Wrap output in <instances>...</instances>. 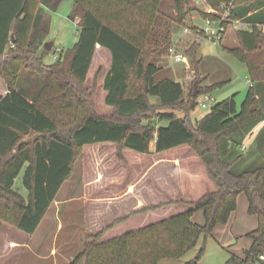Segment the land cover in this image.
<instances>
[{
    "label": "trees",
    "instance_id": "trees-1",
    "mask_svg": "<svg viewBox=\"0 0 264 264\" xmlns=\"http://www.w3.org/2000/svg\"><path fill=\"white\" fill-rule=\"evenodd\" d=\"M63 1L0 0V78L7 88L0 97V217L26 234H35L86 146L113 143L119 155L126 149L150 154L191 146L217 190L195 202H183L189 205L183 213L90 244L84 252L88 264L180 260L202 235L213 236L218 225L230 221L241 194L247 197L248 212L257 218L258 227L247 235L250 248L242 256L232 254L227 264H264L260 259L264 256V164L250 159L252 153L263 154L264 127L252 151L242 149L247 134L264 121V62L259 61L264 53L260 51L264 0H232V19L250 25L237 31L239 48L225 49L248 68L252 85L246 99L240 107L235 97L215 104L196 127L189 117L197 102H184L183 85L165 74L160 60L152 56L170 45L171 30L165 41L155 34L162 0H74L72 18L80 20L79 41L46 63L51 54L45 48L51 30L46 9L56 11ZM191 1L173 0L181 24ZM207 1L213 7L222 2ZM98 46L112 55L104 90L115 118L96 115L92 93L86 88ZM199 49L194 44L190 51L197 68L202 63V58L195 60ZM230 81L219 85L223 88ZM144 119L151 121L142 124ZM200 211L204 224L193 220ZM204 253L205 246L185 264H200Z\"/></svg>",
    "mask_w": 264,
    "mask_h": 264
},
{
    "label": "rangeland",
    "instance_id": "rangeland-1",
    "mask_svg": "<svg viewBox=\"0 0 264 264\" xmlns=\"http://www.w3.org/2000/svg\"><path fill=\"white\" fill-rule=\"evenodd\" d=\"M162 2L161 11L156 15L158 26L155 34L158 35V39L163 41L165 34L171 30L170 45L167 50L164 47L160 53L156 52L152 56L154 59L160 60V64L164 66L166 71L165 74L183 85L184 102L191 100L197 102V107L190 113L189 117L192 126L196 127L197 122L211 111V107L204 109L201 106L206 95L215 98L212 107L232 97H235L240 107L249 90L247 80L250 79V76L247 66L225 51V49L233 50L240 47L234 24L232 23L230 26L231 21L224 24L229 29L226 39L222 45L216 47L211 42L204 40V36L195 29V26H199L208 18L205 6L196 5L194 2L186 6L183 11L185 19L181 24L178 20L181 13L175 9L173 0H162ZM73 7L74 0H64L58 10L46 9L47 17L51 19L48 41L54 42V46L49 52L51 54L46 58V63L55 61L61 51L74 48L79 41L80 20L72 18ZM213 16L218 18L219 14ZM149 22L153 25L154 18L150 19ZM185 27L191 28L189 34L183 33ZM194 44H198L200 48L195 59L199 61L202 58L199 68L193 63L190 54ZM147 46H149L148 43ZM262 46L260 51L264 52V42ZM171 47L186 53L187 63H175L169 55ZM210 61H215L216 64L214 65ZM259 61L264 62V53L259 57ZM111 64V53L105 49L98 50L86 82V88L92 93L91 99L96 115L104 118H115L114 109L105 102L106 91L104 90V79L110 71ZM205 66L208 70L205 69ZM229 78L231 81L221 88L220 82L227 81ZM152 101L158 104L156 98ZM156 113L157 111H154L148 118L151 119ZM177 114L184 116L183 111H178ZM150 119H144L142 124H149ZM263 127L264 121L247 134L243 142V145L246 146V152L252 151V146L258 135L257 132ZM151 146L153 148L154 145ZM173 151L171 154L166 153L163 156L169 157L171 155V161L175 158L182 160L186 157L185 160L190 162L192 171L199 176L195 179H187L184 185L176 182L178 177H170L172 180L169 181L168 190H174L173 193H190L191 197L188 198H193V200H199L217 190L204 162L193 147L185 146ZM262 153V156L252 153L250 159L258 160L264 164V150ZM152 159L153 156H141L140 153L129 149L119 155L117 145L109 143L85 147L76 160L71 178L63 185L59 192L60 196L57 197L56 202L54 201L55 203L49 209L35 234H26L17 229L11 221L0 217V251H4V248L7 251L8 244L15 243V245L10 246L11 252L6 253L0 262L4 260L2 263L5 264H88L84 252L90 244L104 243L118 238L134 228L136 229L133 231H136L148 226L149 223L161 221L165 216L177 214L169 212L164 214L162 212L150 215L148 213L158 210L163 204L142 208L134 213H122L124 209H127L126 206L117 204L109 206L97 201L88 202V198L93 199L103 193H127L130 184L132 187L129 193H162L154 187L152 171H147L148 174L145 175L148 176L145 178L142 176L143 179H137L138 181L128 177L136 169L138 165L136 163L148 165ZM250 159L246 161L247 163L241 164L240 167L244 168L245 165H248ZM130 161L136 164L135 167H130L131 170L126 169V172L121 170L125 174H119L122 164H118V162H125L128 165ZM164 168H161L162 172ZM173 168L171 166L168 169ZM20 183L21 180L19 179L18 185ZM21 192L26 198L28 193L23 189ZM177 203H182V201L174 202V204ZM152 207L158 208L150 210ZM175 209L180 210V207ZM145 213L148 216H145L147 215ZM198 215L195 222L200 217L202 222L200 224H204L203 212ZM9 218L12 220L14 214H11ZM257 227V218L248 212L247 197L241 194L238 197L236 212L227 224L216 227L213 236L202 235L197 246L182 259L162 260L159 264H185L193 260L204 246L205 253L200 264H227L232 254L242 256L250 248L252 241L247 235ZM23 244L27 245L25 252H21L24 250H19L21 248L17 247Z\"/></svg>",
    "mask_w": 264,
    "mask_h": 264
},
{
    "label": "crops",
    "instance_id": "crops-1",
    "mask_svg": "<svg viewBox=\"0 0 264 264\" xmlns=\"http://www.w3.org/2000/svg\"><path fill=\"white\" fill-rule=\"evenodd\" d=\"M103 49L101 46H98L96 53L98 50H103ZM105 50H107V49H105ZM107 51H109V50H107ZM96 53H95V55H96ZM94 58H95V56H94ZM111 60H112V55H111ZM110 69H111V67H110ZM248 80H250V79H248ZM104 81H105V79H104ZM6 93H7L6 84L0 78V97L5 96ZM101 144H105V143H101ZM109 144L113 145V143H109ZM96 145H98V144H96ZM114 145H116V144H114ZM90 146H92V145H90ZM86 147H88V146H86ZM183 147H185V146H181V147H178V148H175V149L163 152V153H155L152 150V152L150 154H141V156H146V157L153 156L152 162L148 165L136 163L138 165L136 166V169L134 170L133 174L130 173V175L128 176L129 178H132V179L135 178L136 181H138L140 178H142V176H144V178L146 176H148V175H145L147 173V171L148 172L152 171L151 175L153 176L154 187H155V189H158V191L162 192V193H129V190L132 187V184H130L128 189H127V191H128L127 193H103L102 195L96 196V198H93V199L88 198V202H94V201L96 202L97 201L99 203L102 202L105 205H109V206H113L115 204L121 205V206H126L127 209H124L122 211V213H125V212L126 213H134V212H136L142 208H146V207H150V206H156L159 204H163V206L161 208H159L158 210L151 211V212L149 211L148 213L150 215L158 214V213H162V212L164 214H166L168 212L180 214V213L187 211L189 209V205L183 204V202L184 201L195 202L197 200H193V198H188V197H191L190 193H173L174 190L173 191L168 190L167 186H169V181L172 180L170 177H173V178L178 177L177 178L178 180H176V182H178V183L180 182L181 185H184V183L186 182L187 179L198 178L199 174H196V172L194 173L192 171V169L190 167V162L185 160L186 157H185V159H182V160H179V158L178 159L175 158L173 161H171L170 160L171 155L169 157L163 156L166 153L169 155L172 152H174L173 150H179ZM242 149L245 150L246 146H243ZM124 151H127V149ZM164 157H167V158H164ZM118 164H122V168H120V171H119V174H121V175L125 174L123 172H126V169L129 168L131 170L130 167H135V165H136V164H133L131 161L128 165H126L125 162H118ZM171 166L174 168L169 170L168 168ZM161 168H164L163 172L161 171ZM121 170H123V172ZM159 171H161L160 174H159ZM150 188L153 189L152 186H150ZM108 191H110V190H108ZM58 196H60V193L58 194ZM57 197H56V200H57ZM56 200H55V202H56ZM125 201H127V202L125 203ZM176 201H182V203H177V204L171 203V202H176ZM94 205H96V204L94 203ZM177 207H180V210H176L175 208H177ZM200 212H197L194 215V217H193L194 221L196 220V216H199L198 214ZM145 214H147V213H145ZM177 214H172V216L177 215ZM145 216H148V214ZM165 217L169 218L171 216L168 215ZM165 217L162 218V220L167 219ZM153 223H155V222L149 223V225H151ZM197 223H199V224L202 223L200 217H198ZM134 229H136V228H134ZM134 229L129 230V232L133 231ZM13 245H15V243H12V245L8 244L7 251H5L6 248H4V251H0V257H1L0 260L6 255V253L9 254V252H11L10 250L12 248L10 246H13ZM17 247L21 248L19 250H22V249L24 250L21 252H25L27 245L25 246V244H23V245H20ZM3 261H1L0 264H5V263H2Z\"/></svg>",
    "mask_w": 264,
    "mask_h": 264
},
{
    "label": "built area",
    "instance_id": "built-area-1",
    "mask_svg": "<svg viewBox=\"0 0 264 264\" xmlns=\"http://www.w3.org/2000/svg\"><path fill=\"white\" fill-rule=\"evenodd\" d=\"M192 2L199 6H205L208 14V18L205 19L202 24H199V26H195V29L199 34H202L204 36V40L211 42L216 47H218V45H222L226 39V34L229 30L224 25L226 22L231 21L230 26L233 23L236 31L250 29V25L245 21L232 19V0H222L218 7H213L207 0H192L191 3ZM214 14H219V17L214 18ZM190 32V27H185L183 29L184 34H189ZM169 55L175 63H187V54L175 47H171L169 49ZM248 84L249 86L252 85L250 80H248ZM204 97V101L201 104L202 108H212V105L215 102V98L211 95H206ZM260 259L262 262H264V256H261Z\"/></svg>",
    "mask_w": 264,
    "mask_h": 264
},
{
    "label": "water",
    "instance_id": "water-1",
    "mask_svg": "<svg viewBox=\"0 0 264 264\" xmlns=\"http://www.w3.org/2000/svg\"><path fill=\"white\" fill-rule=\"evenodd\" d=\"M13 41H14V37H13ZM53 46H54V42L53 41H48V42L45 43V48L49 52L52 50Z\"/></svg>",
    "mask_w": 264,
    "mask_h": 264
}]
</instances>
